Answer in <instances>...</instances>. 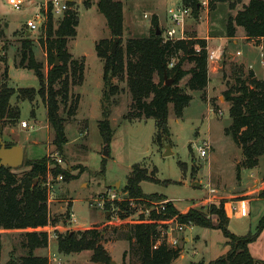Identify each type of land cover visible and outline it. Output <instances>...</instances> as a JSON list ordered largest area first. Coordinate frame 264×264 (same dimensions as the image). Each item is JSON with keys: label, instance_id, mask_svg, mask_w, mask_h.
I'll use <instances>...</instances> for the list:
<instances>
[{"label": "rangeland", "instance_id": "374dc122", "mask_svg": "<svg viewBox=\"0 0 264 264\" xmlns=\"http://www.w3.org/2000/svg\"><path fill=\"white\" fill-rule=\"evenodd\" d=\"M15 1H20L21 11L11 8ZM44 1L0 0V89H13L16 93L10 99V104L19 108L16 124L6 125L0 137L5 144L16 145L23 151L22 165L11 169L19 177L29 170L25 167L27 160L36 161L46 157L55 162V154L58 153L52 145L53 133L48 126L46 108L41 98L36 95L32 102L21 101L17 93L19 89L39 88L33 73L18 67L21 44L26 38L32 42L34 58L42 65L43 74L55 65V56L59 62L57 54L51 57L47 53L45 30L25 35L37 3ZM113 1L121 2L123 6V34L115 45V51L124 49L129 39L150 36L154 31L153 19H156L164 37L166 30L172 26L168 9L184 6L182 0ZM97 2L73 0L72 5V9L78 13L79 22L76 36L68 40L67 51L73 59H84L85 67L82 84L70 87L67 105L61 104L59 110L67 120V143L63 146L62 154H57V159L61 161V168L68 171L69 178L54 182L50 180L52 188L47 186L49 245L41 254L49 256L51 264H95L91 262L92 252L60 254L56 242L59 234L84 232L94 225L105 229L100 245L110 261L115 264H137L133 247L124 237L128 220L136 218L140 212H155V208L161 210L162 206L165 207L164 202H171L181 213L187 208L205 212L211 204L257 197L253 193H244L259 188L255 181L264 179V156L259 158L258 166L252 170L239 168L243 159L241 149L224 132L231 124L228 112L230 104L225 101L224 92L235 84L233 69L241 70L244 77L252 71L257 80H264V39L248 40L240 27L236 28L232 39L225 34L227 19L235 16L249 0H208V8H201L197 16L190 12L186 17L184 39L192 36L201 39L209 34L206 50H221L223 53L218 62H207L208 83L204 90L187 89L185 84L190 76L179 82V87L192 100L179 119L174 116L172 105H169V135H159L153 119H137L131 115L132 99L125 81L117 77L112 79L113 93L107 99L103 97V61L97 57L95 46L103 39L111 40V35L105 18L98 11ZM53 24L56 28L57 19ZM237 52L240 55H236ZM191 67L188 61L182 66L183 70ZM154 82H159L156 75ZM76 99L78 108L75 115L69 117L67 107ZM104 111L108 113L112 133L108 146L104 145L98 129ZM22 121L32 129L22 128ZM163 137L165 144L169 143L171 148L172 154L167 157L163 156ZM202 140H208L211 144V151L205 158H201L196 151V146ZM105 150L107 156L103 155ZM136 164L144 168L151 178L150 182L141 184L142 192L162 199L153 200V204L133 202V216L122 221L114 205L108 211L105 204L112 203L108 198L113 195L120 200L126 199L123 188ZM248 208V218H232L229 221L228 230L234 235L255 232L264 215V200L251 201ZM214 219L212 217L213 223ZM174 224L170 223L169 226ZM173 236L178 241L176 248H181L183 257L172 264L200 261L208 264L228 250L218 230L187 225L183 231L174 232ZM22 237L21 231L0 233V264H7L10 259L26 254L21 245ZM258 253L264 259V237L259 242ZM52 257L57 262L52 261Z\"/></svg>", "mask_w": 264, "mask_h": 264}, {"label": "trees", "instance_id": "16d2710c", "mask_svg": "<svg viewBox=\"0 0 264 264\" xmlns=\"http://www.w3.org/2000/svg\"><path fill=\"white\" fill-rule=\"evenodd\" d=\"M182 1L193 15H198L201 10L199 0ZM72 5L73 2H68L70 9L62 18L57 19L56 28L53 24L54 17L49 14L44 29V46L51 57L54 53L58 55L59 64L43 74L42 65L35 60L32 42L28 38L21 44L18 62V67L32 71L39 83L37 90L19 89V100L32 102L36 95L41 98L46 108L48 126L53 133L52 145L59 154H62L63 146L67 143V120L60 115V105H67L70 87L80 86L84 79V59H73L67 51L68 40L76 36L79 22L78 13L72 9ZM97 8L105 18L111 35V40L103 39L95 46L97 57L103 61V97L107 99L113 93L112 79L117 77L120 81H125L132 99L131 115L137 119H153L159 135H169V105H172L174 116L179 119L192 100L179 87V82L190 76L185 84L190 91H202L207 86L206 40L192 36L183 40L165 41L161 35L162 30L156 19H153L154 31L150 36L129 39L124 49H117L112 53V40L118 41L123 34V6L121 2L113 0H98ZM237 27L242 28L248 40L264 39V0H249L235 16H230L225 26L226 37L234 38ZM185 61L192 64L189 70L182 68ZM233 73L235 84L224 92V99L230 104L228 112L231 119L230 126L224 132L241 149L243 159L239 168L252 170L258 166L259 158L264 156V80H257L252 71L247 77L236 68ZM155 75L159 77L158 83L154 82ZM164 76L173 79L171 86L165 85ZM15 93L13 89H0V134L6 125H15L19 118V108L10 104ZM77 108L78 99L67 107V116L73 117ZM98 129L104 145L108 146L112 133L107 111L103 112ZM25 167L29 170L20 177L10 168H0V233L23 232L21 245L26 250L24 256L12 258L7 264H49L48 257L41 254L49 245L46 232L49 226L46 178L50 177L51 182H54L59 176L62 179L69 178V173L46 157L36 161L27 160ZM103 172L104 163L101 173ZM237 177L239 178V171ZM150 181L145 169L138 164L134 165L123 188L126 200L106 203L105 208L109 211L111 205H114L120 220L125 221L134 213L130 202L146 204L161 200L159 196H148L142 192L141 184ZM258 198L264 200V187ZM224 204L223 201L211 204L205 212L189 209L181 213L168 202L159 213L152 212L148 217L140 215L137 219L128 220L124 237L133 247L137 264H172L180 257L181 248L170 247L164 241L154 248L160 238V230L167 228L170 223L194 225L221 232L228 251L208 264H264V261H256L248 248L264 230V215L254 233L237 236L228 230L229 219ZM212 217L215 218L214 223ZM104 234L105 229H101L100 225H94L84 232L59 234L56 237L57 251L60 254L90 251L92 263L108 264L110 257L100 245ZM189 264L205 263L200 261Z\"/></svg>", "mask_w": 264, "mask_h": 264}, {"label": "built area", "instance_id": "2783aa9c", "mask_svg": "<svg viewBox=\"0 0 264 264\" xmlns=\"http://www.w3.org/2000/svg\"><path fill=\"white\" fill-rule=\"evenodd\" d=\"M199 4L201 8H208V0H199ZM11 8L14 9L15 11H21L22 5L19 2H12ZM68 2L66 0H46L42 4L38 5L37 9L33 13V19L32 21L27 25L26 32L32 34L33 32H37L39 30H44L45 25L48 20V15L51 14L54 19H59L62 18L65 13L69 10ZM168 15L170 18V21L172 23V26L166 30L165 36L163 39L165 41L167 40H183V25L184 21L187 16H189V13L191 12V9L189 7H184V6H176L173 8L168 9ZM222 51L221 50H209L207 51V62L208 63H216L219 61V59L222 56ZM236 55H240L239 52L236 53ZM21 127L22 128H30L32 129L31 126H29L26 122L22 121L21 122ZM196 151L199 154L201 158H205L208 156L209 152L211 151V144L208 140H202V142L196 146ZM58 154V153H57ZM57 154H55V163L56 164H61V161L57 159ZM58 180H62V177L59 176L57 177ZM50 177L48 178V183L47 186L49 188H52L50 186ZM215 190H211V192H214ZM111 202H121L125 200H120L115 198V196H111L108 198ZM132 203L130 202V206L132 207ZM153 204V202H151ZM167 204V202H164L163 205ZM164 206L161 207V210H164ZM161 210L159 208H155V212L159 213ZM153 211H145V212H140V214L133 219H137L140 215H143L144 217H148ZM133 216V215H132ZM49 227V226H48ZM186 227V225H181L175 223L173 226H168L167 228L161 229L160 230V238L157 241L156 245L154 248H156L161 242H165L168 246L170 247H176L178 244V241L176 238H174L173 233L174 232H181L183 231V228ZM46 232L49 236V231L46 229ZM52 261L57 262L55 257H52Z\"/></svg>", "mask_w": 264, "mask_h": 264}, {"label": "crops", "instance_id": "0c3cea01", "mask_svg": "<svg viewBox=\"0 0 264 264\" xmlns=\"http://www.w3.org/2000/svg\"><path fill=\"white\" fill-rule=\"evenodd\" d=\"M66 1L67 2H73V0H66ZM37 4L40 5L42 3L38 2ZM206 33H208V32H206ZM29 34L30 33H28V32L25 31V35L28 36ZM201 39H204V40H206L208 42L209 41V34L204 35ZM233 41H235V39H233ZM255 183L256 184H259V188L254 189L253 191H247L244 194L253 193L252 195H255L257 197H254L253 196V197H251L250 199H247V200H235V201L229 200L228 202L225 203L224 209H225V213H226L229 221L232 220V218H235L236 220L243 219V218H248V216H249L248 204L251 201L263 200V199L258 198V194H259L260 190L262 189V187L264 186V179L263 180H261V179L256 180ZM187 210H188V208L186 209V211ZM186 211H184V212H186ZM263 237H264V230L261 232V234L257 238V240L255 242L249 244V246H248L249 251H250V254L257 261H264V259H262V257L258 253L259 242L263 239ZM186 240L187 239H184V241H186ZM225 245H226V240H225ZM227 248H228V246H227ZM226 252L224 254H226ZM182 257H183V255H180V258H182ZM48 258H49V256H48ZM48 260H49V264H51L50 263V258Z\"/></svg>", "mask_w": 264, "mask_h": 264}, {"label": "water", "instance_id": "95a60500", "mask_svg": "<svg viewBox=\"0 0 264 264\" xmlns=\"http://www.w3.org/2000/svg\"><path fill=\"white\" fill-rule=\"evenodd\" d=\"M157 34L159 35L160 32L158 31ZM117 43V40H115L112 44V53L115 52V45ZM57 57L55 56V65H58ZM165 85L171 86L173 83V79H167L166 76H164ZM162 146L164 148V157L170 156L171 148L170 144H165V138H162ZM104 156H107L106 150L103 153ZM23 163V151L20 147L13 145L8 147L1 139L0 137V168H10V169H16L20 167ZM118 185V184H117ZM109 264H115L113 261H110Z\"/></svg>", "mask_w": 264, "mask_h": 264}]
</instances>
